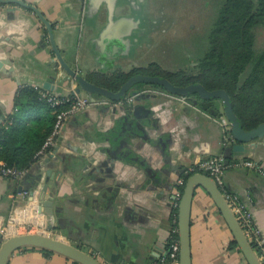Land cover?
Segmentation results:
<instances>
[{"label": "crops", "instance_id": "obj_1", "mask_svg": "<svg viewBox=\"0 0 264 264\" xmlns=\"http://www.w3.org/2000/svg\"><path fill=\"white\" fill-rule=\"evenodd\" d=\"M24 1L53 22L63 56L87 77L147 66L136 54L151 27L142 21L146 6L137 11L136 0ZM47 82L51 89L44 86ZM28 87L62 96L77 91V82L62 72L37 13L0 2V125H9L16 97ZM142 89L147 90L131 104L92 103L73 113L51 152L34 161L25 176H0V245L13 231L10 226L5 233L4 227L17 205L25 209L21 216L35 222L33 230L67 238L103 264H168L177 227L175 202L185 174L202 159L223 155L225 162L229 145L220 185L226 196L254 212L264 232V136L225 142L217 115L201 107L203 99L194 102L192 96L150 83ZM37 115L26 113L21 122L33 124ZM246 159L259 168L236 164ZM40 205L47 210L39 211ZM232 239L215 201L198 187L192 204L193 264H247ZM10 264L82 263L25 246L12 253Z\"/></svg>", "mask_w": 264, "mask_h": 264}, {"label": "trees", "instance_id": "obj_2", "mask_svg": "<svg viewBox=\"0 0 264 264\" xmlns=\"http://www.w3.org/2000/svg\"><path fill=\"white\" fill-rule=\"evenodd\" d=\"M261 23H264V0H224L210 33L209 47L197 63L201 64L197 73L172 71L161 68L159 64H150L135 67L129 72L118 70L90 79L116 90L131 74L145 72L166 76L180 85L200 81L210 89L223 87L231 94L243 126L252 128L264 121V49L256 53L254 34L256 26ZM141 84L144 83L135 85ZM22 91L16 97L14 112L9 116L11 122L8 126L0 125V161L28 168L51 132L56 112L47 98L34 87ZM203 100L202 108L214 115L220 114L218 105L213 101L215 99ZM32 111L39 113L34 123L21 122L22 116ZM42 111L46 114H40ZM192 172H187L184 180ZM231 246L238 247L234 239Z\"/></svg>", "mask_w": 264, "mask_h": 264}, {"label": "water", "instance_id": "obj_3", "mask_svg": "<svg viewBox=\"0 0 264 264\" xmlns=\"http://www.w3.org/2000/svg\"><path fill=\"white\" fill-rule=\"evenodd\" d=\"M0 2H16L34 10L43 20L48 29L51 44L55 52V58L60 64L62 72L77 82V91H85L92 98L95 94L104 95L115 100L122 99L136 83H152L164 87L171 93L192 96L191 100L198 102L199 99H219L222 103V110L231 124V133L239 143L250 141L264 136V121L252 128H245L234 108V103L229 91L223 87L210 89L200 81L191 82L186 85L174 83L171 79L160 74L138 72L131 74L118 89L114 90L108 86L99 84L81 73L75 66L71 65L59 49L54 34L53 22H51L42 11L34 4L24 0H0ZM46 88H52L47 82ZM194 96V97H193ZM236 148V146H234ZM233 146L226 147L225 163H229L230 152ZM21 186L20 189H22ZM198 187L205 189L215 201L227 225L229 226L233 239L237 242L238 248L246 259L247 264H263L252 243L246 236L243 227L235 215L233 208L226 197L220 183L210 174L204 171H193L184 180L181 195L177 205L178 231L180 238L179 264H193L191 247V225H192V204L195 192ZM49 203V202H48ZM47 203V204H48ZM47 210L46 206H39V211ZM25 246H36L54 252H59L82 264H103L92 252L87 251L69 239L59 235L48 234L43 231L15 233L5 238L0 245V264H10L12 253Z\"/></svg>", "mask_w": 264, "mask_h": 264}, {"label": "rangeland", "instance_id": "obj_4", "mask_svg": "<svg viewBox=\"0 0 264 264\" xmlns=\"http://www.w3.org/2000/svg\"><path fill=\"white\" fill-rule=\"evenodd\" d=\"M136 2L137 11L139 6H146L142 21L145 25L149 22L148 26L151 27V30L147 29L142 51L136 54L137 60L147 65L159 64L161 68L172 71L185 70L188 73L200 71L201 64L197 63L209 47L210 33L224 0H136ZM151 32L154 37L150 36ZM254 34L255 50L259 54L264 49V23L256 26ZM144 86H148V83L134 85L131 90H140ZM217 105L222 108L220 100L217 101ZM36 231L24 229L19 233Z\"/></svg>", "mask_w": 264, "mask_h": 264}, {"label": "built area", "instance_id": "obj_5", "mask_svg": "<svg viewBox=\"0 0 264 264\" xmlns=\"http://www.w3.org/2000/svg\"><path fill=\"white\" fill-rule=\"evenodd\" d=\"M147 89H140L127 93L122 99L115 100L110 97H100L97 98L94 96L92 98L89 95H82L77 91L72 92V94L67 95H57L56 93L43 91L42 95L47 98L51 106L54 107L56 112V118L53 125V128L49 135L46 137L42 146L37 150L35 154L34 161L46 156L51 152L53 147L56 145L57 140L64 128V125L73 113L85 108L87 105L92 103H103V102H113V103H128L131 104L134 100ZM59 106V108H57ZM217 121L221 124L224 131V141L231 143L235 139L231 133V124L225 114L221 112L216 116ZM236 164H244L251 167L259 168L258 162L251 159L240 160ZM225 169V162L223 155H216L207 159H202L198 162L197 166L192 169V171H204L210 174L214 179H216L220 184L222 182V176ZM28 168H18L14 165H7L4 161H0V176L10 177V178H22L25 176ZM184 184V180L182 182ZM180 190L178 192L176 206L178 205L179 197L181 195ZM23 193L28 194L29 190H24ZM233 208L235 215L240 221L243 230L252 243L254 249L256 250L260 260L264 264V232L257 225L254 212L250 210L244 203L240 202L235 196L227 195L226 196ZM23 210L20 209L17 205L14 206L9 214L6 226L4 231L9 233L10 226H12L13 233L8 235L19 233L21 230H33L36 227V224L29 217L21 216L23 215ZM39 231H43L42 228H37ZM45 232V231H43ZM46 233V232H45ZM179 253H180V238L178 226L175 228V235L172 238L170 248H169V259L168 264H179ZM155 264H167V261H158Z\"/></svg>", "mask_w": 264, "mask_h": 264}]
</instances>
